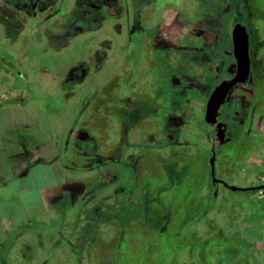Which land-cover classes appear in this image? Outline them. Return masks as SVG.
Here are the masks:
<instances>
[{"label": "rangeland", "instance_id": "374dc122", "mask_svg": "<svg viewBox=\"0 0 264 264\" xmlns=\"http://www.w3.org/2000/svg\"><path fill=\"white\" fill-rule=\"evenodd\" d=\"M170 1L173 7L184 6L180 0ZM19 4L17 2L12 5ZM214 6L209 17L197 18L196 22L211 27L216 43L210 52H200V55H209L211 58L209 62L221 65V70L215 74L210 71L212 74L205 76L204 85L200 87L191 86V83L187 85L185 82L190 81L183 80L182 76L178 79L179 69L174 71L175 107L182 106L185 101L180 96L183 93V84L185 90H190V93H185V97L188 95L191 98L195 95L204 97L215 84L232 76L230 31L234 18L245 27L249 35V57L253 75L255 78L264 76V71H261V66H264V0H228L226 4ZM195 7L196 4L194 6L191 1L185 6L190 21L195 19ZM64 23L68 25L69 21ZM108 25L106 24L100 33L79 35L73 47L53 53L47 48L48 44H45L46 50L39 47L43 40L49 43L47 30H45L47 34L32 33L26 29L24 23L15 22L10 13L0 11V219L6 220L11 211L21 212L19 203L26 202L28 197L31 199L27 193H17L18 187L27 185L31 180L30 177L19 173L28 167L29 161L33 159L32 151L39 148L38 144L47 140L61 142V138L70 135V127L80 129V122H88L90 115L82 113L78 106L87 107L89 112L92 111L94 115L100 113L102 116L106 113L105 109L118 103L115 83L107 77L112 71L118 72L115 65L118 58V38L109 32ZM103 40H107L111 48L110 57L105 61L104 67L98 68L97 72L91 69L89 77L82 84L80 82L64 84L62 80L70 66L82 60L87 61L86 53L89 48L97 41ZM91 42L94 43L90 45ZM37 59L44 60L42 65L45 67L39 66L38 70L30 71L27 64L32 65ZM193 65L188 71H184L185 76L194 73ZM11 67H16L17 73L28 76L29 90L24 93V103H19L17 99L20 98L16 96L12 99L14 101L10 100L13 92L11 87L15 84L14 78L11 77V73L13 75ZM180 74L182 75V70ZM71 87L75 91L74 96H69ZM21 104H24V107H21ZM198 107L194 111L193 121L196 122L190 132L186 134L181 130L169 132L175 135L177 144H181L177 146L180 151L183 143L191 144L188 165L185 166L181 162L171 165L165 158L159 156V163L166 172L162 175L173 184L162 187V182L159 183L157 180L162 179L159 174L161 171L158 172L157 168L156 172L155 168L153 169L156 178H150L149 181L154 189L153 202L166 209V213L167 209L175 205L165 201V198L170 197L186 210L181 209L180 218L177 216V220L170 218L166 221L161 226L164 228L161 233L141 229L130 233L125 238L126 246L121 245V259L117 264H264V195L231 191L220 185L213 186L208 169L210 156L207 150L210 146L205 137V134L212 132V128L204 123V110L202 106ZM229 124L234 126L233 122ZM234 128L231 140L214 149V174L225 183L245 187L259 181V176L264 173V159L256 156L260 145L259 139L252 137L248 140L246 134H238V125ZM72 135H75V132ZM102 136H110V132L108 130L97 134L93 132L91 140ZM68 139L70 143L81 141L77 136L72 139L71 135ZM146 141L154 147L160 145L155 141L147 139ZM247 144L248 148L243 151L241 146ZM159 147L162 148L161 145ZM93 152L90 151V154ZM141 152V149L135 146L126 150L121 149L118 162L112 171L119 172L122 181L128 172L138 174V158ZM108 153L103 151L99 155L105 163L109 162ZM169 167H173L174 170L178 167L184 170V173H178L177 170L169 171ZM106 171L111 172L108 169ZM185 177L187 181L192 180L190 181L192 189L184 192ZM145 181L143 179L136 182L137 187ZM35 185L42 187L43 184ZM174 185H179V188H173ZM162 189L164 191L161 193L164 192L166 196L164 198L160 196V192L158 193ZM34 196L36 200L38 194ZM102 232L113 245L117 234L115 227L104 226Z\"/></svg>", "mask_w": 264, "mask_h": 264}, {"label": "flooded vegetation", "instance_id": "af4514ba", "mask_svg": "<svg viewBox=\"0 0 264 264\" xmlns=\"http://www.w3.org/2000/svg\"><path fill=\"white\" fill-rule=\"evenodd\" d=\"M189 1L180 0L184 6L178 8L173 7L170 0H0V11L10 13L15 22L24 23L26 29L32 33L42 34L47 30L49 43L43 40L39 47L46 50L45 44H48L47 48L53 53L73 47L79 35L89 36L92 33H100L104 26L109 24V32L118 38V58L116 64L114 63L118 72L112 71L107 77L115 83L118 103L112 104V107L118 108L120 112V126L123 132L128 130L130 140H140L150 136L155 142L158 138L176 141L175 135L169 132L175 130H181L184 134L190 132L196 122L193 121L194 111L199 105L204 110L205 119L206 104L214 89L220 83L232 80L236 73V61L231 42L232 76L215 84L204 97L200 95L192 98L189 95L185 97L184 95L188 93L183 84V93L180 96L185 101L182 106L175 107L174 71L179 69L178 79L182 76L183 80L190 81L185 82L187 85L191 83V86L200 87L204 85V78L207 76L205 70L209 74H215L221 70V65H213L209 62L211 60L209 55H200V52H210L216 45L214 33L211 27L205 26L204 23H199L196 27L191 26L192 21L189 20L185 9ZM17 2L20 3L19 6L12 5ZM174 13H176V19H174ZM37 19L40 24L38 29L33 26V22ZM65 21H69V24L66 25ZM236 24L241 23L234 18L230 33ZM191 32L198 37H195L197 44L190 43ZM207 37L208 45L205 42ZM93 43L91 42L90 45ZM109 45L107 40L93 44L86 53L87 61L82 60L70 66L62 82L82 84L89 77L91 69L94 72H97L98 68L102 69L105 61L110 57ZM190 46L194 47L192 53H190ZM40 60L37 59V62H33L32 65L27 64L28 69L38 70L44 61ZM206 61L207 66L204 64ZM192 65L194 73L191 76H185L184 71H188ZM11 68L13 71L11 77L14 78L13 83H15L12 89L19 88L27 92L29 90L28 76L17 73L16 67ZM261 71H264V66H261ZM178 82L181 81L178 80ZM74 94L75 91L71 87L69 96ZM78 109L90 116L88 122H80L81 128L76 129L75 132L77 138L82 137L83 131L98 127L100 124L104 128L108 127L110 108L105 109L106 113L101 117L100 113L94 115L92 111L89 112L87 107L78 106ZM262 112H264V76L255 78L250 63L246 82L235 84L217 110L216 122L220 125V129L217 128V124L208 125L212 128V132L205 134L210 146L207 150L210 158L215 147L227 144L231 140L235 125H238V134H246L247 139L248 131L253 128L256 119L260 120ZM230 122H233L234 126L230 125ZM217 131L218 135H216ZM208 169L210 172L209 161ZM217 185L228 189L221 182L213 183L214 187ZM262 186L264 181H261L259 176L257 183L239 188H249L254 195H264V189L259 188Z\"/></svg>", "mask_w": 264, "mask_h": 264}, {"label": "trees", "instance_id": "16d2710c", "mask_svg": "<svg viewBox=\"0 0 264 264\" xmlns=\"http://www.w3.org/2000/svg\"><path fill=\"white\" fill-rule=\"evenodd\" d=\"M190 1L194 6L196 4L195 19L191 20V26L196 27L197 18L209 17L215 4L220 6L228 0ZM195 37L191 32L192 45L198 42ZM205 42L209 43L208 37ZM193 50L194 47L190 46V53ZM204 64L207 66V61ZM205 71L206 75L209 74ZM120 118L118 108L111 105L109 125L105 128L110 132L108 142L105 137L91 140L92 134L85 132V136L79 137V143L48 141L44 154L41 148L33 150L37 159L29 163L27 176L31 180L18 189L19 194L27 193L31 199L28 197L26 202L19 203L21 212L11 211L6 220L0 219V264H117L121 259V245L126 246L125 238L130 233L141 229L154 230L158 234L170 218H180L184 208L176 204L174 198H165L169 204H175L167 209L168 214L166 209L153 202L154 189L149 181L156 178L158 169L162 179L157 180L162 182V187L172 185L170 180L164 179L162 174L166 172L158 157L165 158L171 165L181 162L186 166L191 144L183 143L180 151L177 146L181 144L163 138L156 140L162 148L149 144L146 139L154 141L150 136L130 140L128 130L123 132L120 126ZM131 146L142 151L138 158V174L128 172L122 181L119 172L112 170L121 149ZM90 151H94V156ZM103 151L109 152L108 163L99 158ZM168 170L184 173L178 167L175 170L169 167ZM143 179L145 183L137 187L136 182ZM183 179L184 192L191 190L192 180ZM36 183L43 185L38 187ZM178 186L172 187L178 189ZM36 194L38 199L35 200ZM160 196L166 197L164 192ZM104 226L116 229L113 245L103 236Z\"/></svg>", "mask_w": 264, "mask_h": 264}, {"label": "water", "instance_id": "95a60500", "mask_svg": "<svg viewBox=\"0 0 264 264\" xmlns=\"http://www.w3.org/2000/svg\"><path fill=\"white\" fill-rule=\"evenodd\" d=\"M232 39V52L236 61V73L235 77L230 81L220 83L209 97L206 104L205 111V124L214 125L216 122L217 110L222 103L223 99L227 95L228 91L237 83L246 82L249 74V39L245 27L242 24H236L231 32ZM217 128L220 129V125L217 124ZM218 135V131L216 132ZM214 160L215 155L212 151V156L209 159L210 177L212 183L221 182L228 187L231 191H246L249 188H239L236 186H228L225 182L217 180L214 174ZM264 189V186L259 187Z\"/></svg>", "mask_w": 264, "mask_h": 264}, {"label": "crops", "instance_id": "0c3cea01", "mask_svg": "<svg viewBox=\"0 0 264 264\" xmlns=\"http://www.w3.org/2000/svg\"><path fill=\"white\" fill-rule=\"evenodd\" d=\"M33 26H34V28H36V29H38V28H40V24H39V19H37L36 21H34L33 22ZM41 66H43L44 67V65H42L41 64ZM31 71V70H30ZM42 72L44 73V70H43V68H42ZM13 87H11V89H12ZM13 90V89H12ZM24 91L22 90V89H19V88H17L16 90H13V92H12V98L10 99V100H12L13 98H15L14 96H16V97H18V98H20V99H17V100H19V103L20 102H23L24 101V99H23V96H24ZM16 100V101H17ZM12 101H14V100H12ZM11 102V101H10ZM24 103V102H23ZM21 107H24V104H21ZM258 117V116H257ZM106 128H108V127H106ZM89 131H91V132H88V131H83V133H82V137L83 136H85L86 135V133H91V134H93V132H94V134H97V133H100L101 131L100 130H102V132L105 130V128L103 127V125L102 124H100V125H98V127H95V128H91V129H88ZM70 135L72 136V139H73V137H75V135H72V133L73 132H76V130L75 129H73V128H71L70 127ZM86 132V133H85ZM70 135L68 134V136L66 137V138H64V139H62L61 138V141L62 142H68V143H70L69 142V137H70ZM247 136H248V139H251L252 137H257L258 139H259V146H258V155H256L257 157L258 156H260L261 158H263L264 159V112H262L261 113V115H260V120L258 121L257 119H256V122L254 123V125H253V128L251 129V130H249L248 131V133H247ZM103 137V136H102ZM104 138V137H103ZM106 138V139H105ZM105 141H109V136H105ZM78 139H79V137H78ZM49 141H51V140H49ZM47 142H48V140L46 141V142H44V143H40V144H38V149H40V148H42L43 150H41L43 153L42 154H44V151H45V145L47 144ZM52 142V141H51ZM57 142H59V140L57 141ZM56 142V143H57ZM35 143V142H34ZM107 148V147H106ZM248 148V144L245 146V145H242L241 146V149L242 150H246ZM35 149V148H34ZM33 149V150H34ZM105 149V148H104ZM35 152V151H34ZM33 151H32V160H30L29 161V163L30 162H35L36 161V155L35 154H33L34 153ZM71 157V156H70ZM264 162V161H263ZM30 170H29V165H28V167L24 170V172H22V173H19L20 175H24V176H27V174H28V172H29ZM19 176V175H18ZM251 177H248V179H250ZM18 189H19V187H18ZM17 189V190H18ZM17 193L19 194V192L17 191ZM21 194V193H20Z\"/></svg>", "mask_w": 264, "mask_h": 264}, {"label": "built area", "instance_id": "2783aa9c", "mask_svg": "<svg viewBox=\"0 0 264 264\" xmlns=\"http://www.w3.org/2000/svg\"><path fill=\"white\" fill-rule=\"evenodd\" d=\"M260 180L264 181V173L260 175Z\"/></svg>", "mask_w": 264, "mask_h": 264}]
</instances>
